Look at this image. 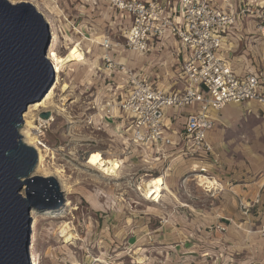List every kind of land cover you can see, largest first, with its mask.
<instances>
[{
    "label": "built area",
    "instance_id": "2783aa9c",
    "mask_svg": "<svg viewBox=\"0 0 264 264\" xmlns=\"http://www.w3.org/2000/svg\"><path fill=\"white\" fill-rule=\"evenodd\" d=\"M102 1L113 18L111 27L123 44L114 42L110 36H104L100 44L106 54L99 59L91 78L99 81L102 73L109 72V81L103 80V87L95 89L96 96L91 102L94 113L88 117V124L102 130L110 127L106 119H111L121 139L123 159L172 163L200 158L214 166L216 147L208 134L215 129L216 115L229 104L256 102L264 107V56L261 69L243 75L236 72L232 63L235 44L245 36L241 34L245 24L251 22L264 43V2L261 5L251 0ZM247 17L251 21L246 22ZM113 44L145 59L158 54L159 65L151 71L145 67L126 69L114 56H109L115 49ZM165 65L172 68V84L166 88L160 74ZM113 73L115 78L111 79ZM179 85L182 88L174 90ZM89 86L91 90L95 85ZM97 115L101 118L96 121ZM38 126V135L43 140L48 125L38 123ZM207 169L202 168L191 178L205 193L215 197L225 188ZM198 175L214 180L215 186L202 183ZM142 183L143 180L136 187L140 196L158 204L161 200L150 201L145 197ZM260 204V196L252 204L239 202L242 223L253 224V209ZM180 206L190 208L188 204ZM221 221L207 230L224 235L232 225L239 227L233 218ZM248 231L264 237V225ZM234 259L231 258V264Z\"/></svg>",
    "mask_w": 264,
    "mask_h": 264
},
{
    "label": "rangeland",
    "instance_id": "374dc122",
    "mask_svg": "<svg viewBox=\"0 0 264 264\" xmlns=\"http://www.w3.org/2000/svg\"><path fill=\"white\" fill-rule=\"evenodd\" d=\"M7 1L14 5L15 3L27 2L35 7L48 24L51 36L49 47L53 48L56 54H65L72 43H78L81 51L82 48L86 50V48L92 47L93 44L89 40L92 39V35H95V39L101 35L110 36L114 42L123 44V40L119 39L117 31L115 32L116 29L111 27L113 18L111 14L109 15L108 8L102 0ZM248 20L251 21L247 17L246 21ZM241 34L247 35L244 30ZM247 36L249 37L244 36L240 42L242 43L241 47L235 56L241 57L243 54L249 53L252 60L255 57L258 59L257 47L262 48L261 56H264L261 35L253 30ZM258 38L260 41H256ZM101 52L95 47L87 54L84 63L64 67L59 78L60 82L56 85V79L43 100L38 102L42 103L46 100L47 95L56 85L52 91L51 101H54L59 107H40L35 114L37 120L40 117L38 114H41L42 111H49L48 109L54 115V120L48 122L45 138L42 140L39 135L37 137L40 142H44V145L51 149L48 152L42 148L45 150H43L44 155H46L45 168L59 182L65 203L57 209L43 208L30 211L31 223L28 245L30 264L33 262L35 264H178L187 256L195 259L196 262L194 263L196 264H224L225 261L221 262L220 256L225 258L230 254L220 253L217 255L214 248L199 251V253H210L207 257H201L202 254L193 248L182 252L181 248H173L174 243L166 239L164 232L160 233L158 230L154 233L152 229L150 230L143 225L145 222L142 217L145 216V212L155 209L161 210V207L166 208L167 205L159 199L156 200L160 201L158 204L144 200L136 187L142 180L145 181L154 176L162 175L175 161L172 163L158 160L145 162L140 159L137 162V158L126 157L123 159L121 156V139L115 133L116 128L113 121L106 119V123L110 127L105 126L102 130H97L88 124V117L94 113L91 102L96 96L97 90L95 89L98 88L99 90L103 87V80L106 79V83L109 81V74H107L109 72H104L99 81L94 80L92 82L95 86L91 90V86L84 84L86 79L91 77L87 71L89 62H93L92 60L97 55H101ZM113 54L115 61L119 56L129 58L126 53ZM158 57L159 55L156 54L155 61L158 60ZM250 57H248L249 60ZM151 59L154 62V57ZM133 62L138 61L133 59ZM95 65H98L97 62ZM253 65H255L254 60ZM51 66L53 67L52 64ZM110 78H115V73ZM64 81L68 82L71 86L70 91H72L67 93V99H69L67 102L66 94L62 93L60 85ZM99 99L100 95L97 96L96 102ZM35 104L29 105L28 109ZM27 112L28 110L23 116ZM99 118L100 116H95V120ZM263 122L264 119L261 118L256 123L261 128L260 134L256 135V144L249 143L250 145H248L253 152L260 155H264ZM38 123L39 121H35L36 125ZM235 148L236 146H231L229 154L233 155L238 167V164L242 160H246V157L242 154L243 149L241 152ZM95 150L100 151L106 158H114L119 161L121 167L116 175L104 176L96 169L86 165L89 155ZM175 164L177 165L172 166V176L170 175L171 177H168L167 180H173L174 176H178L176 180L180 182L182 180L181 174L173 175L180 164V159ZM55 169L63 170V175L62 173L58 175ZM33 175L44 176V173L41 171L33 173ZM164 194L162 199L165 201H168L169 197L173 198L169 193L164 192ZM187 195L195 197L191 192ZM68 201L69 205H67ZM224 202H226V198ZM175 207L179 208L180 204ZM32 211H35L34 216L31 215ZM167 221L168 219L152 218L147 226L156 228L163 226ZM64 223L75 230L76 234L81 237V241L65 242V238L59 232V229L65 225ZM33 225L34 231L31 230ZM137 227L140 229L137 230ZM246 241V246H250L245 247L242 251L239 249L238 254L235 252L238 255L237 259L250 260L252 264H264L263 247H256L253 239ZM260 253L262 254L260 255Z\"/></svg>",
    "mask_w": 264,
    "mask_h": 264
},
{
    "label": "crops",
    "instance_id": "0c3cea01",
    "mask_svg": "<svg viewBox=\"0 0 264 264\" xmlns=\"http://www.w3.org/2000/svg\"><path fill=\"white\" fill-rule=\"evenodd\" d=\"M251 1L254 3L258 2L261 5H263L264 2L263 0ZM253 30L251 22L245 24V34L248 35ZM247 35L245 36L249 37ZM256 41H260V38ZM241 44L242 43L235 44V53L238 52ZM82 46L83 44L81 47ZM260 48L257 47L256 49L257 56H259L258 59L256 57L253 58L255 65H253V60L249 56V53H247L248 56H246L247 54L245 53L241 57L235 56L233 58V67L238 74L243 75L252 73L262 68V48ZM88 49L91 50L89 51ZM97 49L99 50V48ZM92 50V47H88L86 50L82 48L85 57ZM120 51L128 54L129 58L123 57L122 61L132 69L145 67L147 71H151L159 65L158 60L155 61L156 54L148 55L146 57L148 64H146L143 62V58L136 53L127 49L118 50L117 52ZM153 57L154 62L151 59ZM248 57H250V60ZM100 58L101 56L97 55V57L92 60L93 62H89L87 71H90L91 67L94 66L96 62L99 64ZM133 59H137L138 62H133ZM238 59H240L241 62H238ZM247 61L250 62L248 63ZM160 69V74L164 76L163 86L166 88L172 84V68L165 65ZM179 88H182V86H176L174 90ZM261 118L264 119V107L256 102L229 104L218 113L216 115L215 129L208 134L209 141L216 147L215 155L212 160L215 163L214 166L211 167V163L205 164L200 158L181 159L173 175L181 174L182 180L187 178L184 181V189L181 183L182 180H180V182L176 180L178 176H174L173 180H167L168 177L172 176V172H169L170 167L172 168V166L177 165L175 164L177 161L172 163L165 173L158 175L165 179L163 188L159 189L160 192L162 191L159 200L165 202L167 206L166 208L161 207V210L155 209L145 212V216L142 217L145 222L143 225L150 230L152 229L154 233L158 232V230L160 233L164 232L166 239L174 243L175 246L173 248H181L180 250L182 252L193 248L198 250L199 253L201 249L211 250L214 248L217 255L220 253H224L225 255L230 254V256H225L223 254L225 258L222 257L221 262L225 261L224 264H231L230 260L232 257H235L233 264H252L250 260H238V255L236 254H238L237 252H240V250H244L245 247L250 246H246V240L250 241L253 239L256 247L261 246L264 249V237H260L256 233L251 234V232L248 231L250 228L255 230L260 225H264V155L256 154L250 149L251 147L248 146L250 145L249 143H252V145L256 144V135L260 134L261 130L260 126L256 125V123L257 120ZM178 123L180 124L181 120ZM177 128L180 129L181 127L177 125ZM175 138L177 139V137ZM231 146H236L235 149L241 150V152L243 149V156L246 157V160H249H242L237 167V162L233 158V155L229 154ZM206 167H209L207 170L210 174L222 182L225 188L222 193H219L215 197H211L209 194L205 193L192 180V176L190 177V175L199 173L202 168ZM164 192L169 193L173 198L169 197L168 201H165L162 199V194H164ZM189 192L193 193L195 197L188 196L187 194ZM258 196H260L261 204L253 209V224L251 226L246 225L242 223V218L238 210L239 202L244 201L252 204ZM225 198L226 202H224ZM179 204H188L190 208H181V206L176 208L175 206ZM152 218H158L159 220L168 219V221L165 222L163 226L150 228L147 225H149L148 222H150ZM226 218L235 219L239 227L232 225L224 235L207 230L212 225L222 223L221 219ZM138 228L140 229V227H137V230H139ZM257 250L261 251L262 249ZM199 254H202L200 255L201 257L210 255V253L207 252ZM261 254L262 253H260V255ZM262 258L264 259V257ZM194 262H196L195 259L187 256L185 260H181L178 264H196Z\"/></svg>",
    "mask_w": 264,
    "mask_h": 264
},
{
    "label": "water",
    "instance_id": "95a60500",
    "mask_svg": "<svg viewBox=\"0 0 264 264\" xmlns=\"http://www.w3.org/2000/svg\"><path fill=\"white\" fill-rule=\"evenodd\" d=\"M50 40L32 4L0 0V264H30V211L65 203L54 177L33 175L38 154L20 133L28 106L41 102L55 82L46 58Z\"/></svg>",
    "mask_w": 264,
    "mask_h": 264
},
{
    "label": "bare ground",
    "instance_id": "6f19581e",
    "mask_svg": "<svg viewBox=\"0 0 264 264\" xmlns=\"http://www.w3.org/2000/svg\"><path fill=\"white\" fill-rule=\"evenodd\" d=\"M25 3H27V2H25ZM49 33H50V30H49ZM103 38H104V36L101 35V36H99L98 38L95 39V35L94 36L92 35V39H89L92 42L93 46H94V47L92 46V48L97 47V48H99L100 51H102L100 56H104L106 54V53H104V50L100 49V44H101ZM113 47L115 48L114 51L108 53L110 57L114 56L113 53H115V52L118 53L117 52L118 50H122L123 49L122 47H120L119 45H116V44H113ZM88 50L90 51L91 49H88ZM121 52L122 51H120L119 53H121ZM46 58L53 65V70L55 72V80L57 79L56 80L57 81L56 85L58 84V82H60L59 78H60V76H61V74L63 72L62 69L64 67H66V66L70 67V66H73V65L84 63L86 61L85 55L81 51L78 43H72L67 48L65 54H63V55L56 54L55 51L53 50V48H50V49H48ZM122 58L123 57L119 56L117 61H119L122 65L126 66V69L130 68L124 61H122ZM142 58H143V62H144L145 58L144 57H142ZM97 66L98 65H94L91 68V70L89 71V74L91 75V77H93V75L95 73V69L97 68ZM91 77L86 79V81L84 83L85 85L87 83H88V85H92L93 80H92ZM56 85L54 86V88L56 87ZM60 85H61L62 93L66 94L65 98H66V102H67V101H69V99H67V96H68L67 93L68 92H72V91H70L71 86L68 84V82L66 83L65 81L63 83H61ZM54 88H53V90H54ZM53 90H51V92L47 95L46 100H44L42 103H38V104L30 106V108L28 109V112L23 116L24 124H23V126H22V128L20 130V133H21V135L23 137L24 143L26 145L30 146V147H33L36 150L37 154H38V164H37V166L35 168L34 173H38V172L42 171L44 173V176H42V177H54V175L49 174V171L47 170V168H45V156L46 155H44V151L45 150L42 149V148H45L46 151H48V152H50L51 149L47 145H44V142H40L38 140L37 135H38L40 130H39V126L35 124V121H37V122L39 121V124H47L48 125V122H50L52 119L54 120V115H52V113L50 112L51 116H50L49 119H42L41 117H39L38 120H37L35 112L38 111L40 109V107L49 108L51 106H58L56 103H54V101H51V99L53 97V94H52ZM65 98H64V100H65ZM48 110L50 111V109H48ZM115 113L117 114V111H115ZM38 115L40 116V114H38ZM97 116H99V115H97ZM94 158H97V159H94ZM86 165L96 169L98 172L104 174V176H114V175H116L117 171L121 167V164L119 163L118 160H115L114 158L113 159L106 158V156L104 157L101 154L100 151H93L89 155V157L87 159V162H86ZM172 171L173 170L170 167L169 172H172ZM50 172H52V171H50ZM56 172L59 175V174H61L64 171L63 170H56ZM62 175H63V173H62ZM197 178H200V181L202 183H207V184H210L211 186H215V184H216V182L214 180H210L209 177H204V176H199L198 175ZM164 184H165V179L162 176L152 177V178H150L148 180L143 181V183H142L143 188L142 189H143V193H144L145 197L147 199H149L150 201L158 200L160 198L161 192H162V191L160 192L159 189H162ZM67 205H69V201H68ZM34 213H35V211H32L31 215L34 216ZM34 228L35 227L33 225L31 230L34 231ZM59 232H60L61 236H63L65 238V242H67V243L73 242V240L81 241V239H80L81 237H79L76 234L75 230L70 225H68L67 223L65 225H63L59 229ZM31 264H35V263L33 262Z\"/></svg>",
    "mask_w": 264,
    "mask_h": 264
},
{
    "label": "trees",
    "instance_id": "16d2710c",
    "mask_svg": "<svg viewBox=\"0 0 264 264\" xmlns=\"http://www.w3.org/2000/svg\"><path fill=\"white\" fill-rule=\"evenodd\" d=\"M95 151H98V150H95ZM150 179V178H149Z\"/></svg>",
    "mask_w": 264,
    "mask_h": 264
},
{
    "label": "snow or ice",
    "instance_id": "6c2138e0",
    "mask_svg": "<svg viewBox=\"0 0 264 264\" xmlns=\"http://www.w3.org/2000/svg\"><path fill=\"white\" fill-rule=\"evenodd\" d=\"M94 159H97V158H94Z\"/></svg>",
    "mask_w": 264,
    "mask_h": 264
}]
</instances>
